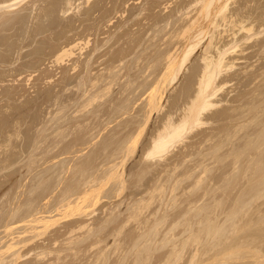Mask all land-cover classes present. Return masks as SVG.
<instances>
[{
  "label": "rangeland",
  "instance_id": "rangeland-1",
  "mask_svg": "<svg viewBox=\"0 0 264 264\" xmlns=\"http://www.w3.org/2000/svg\"><path fill=\"white\" fill-rule=\"evenodd\" d=\"M201 2L0 0V264H264V0H229L217 27ZM199 28L176 80L162 82L169 55ZM212 36L209 55L227 52L217 104L167 153L147 157L169 116L188 114ZM159 80L161 108L151 113ZM97 178L99 187L89 182ZM84 180L96 189L87 185L82 204ZM39 216L46 225L31 227Z\"/></svg>",
  "mask_w": 264,
  "mask_h": 264
},
{
  "label": "bare ground",
  "instance_id": "bare-ground-1",
  "mask_svg": "<svg viewBox=\"0 0 264 264\" xmlns=\"http://www.w3.org/2000/svg\"><path fill=\"white\" fill-rule=\"evenodd\" d=\"M202 2H204V5H203V7H202V10H200L201 11V16H203L204 18H207L209 21V24L210 25H214V26H218L217 25V20H218V18H221V19H223L222 21H224V22H226L227 20H228V16L226 15L227 13V9H228V1L229 0H224L225 2H223L222 1V4H218L213 10H212V8H211V5H212V3H213V0H205V1H203V0H201ZM232 1V0H231ZM201 2V3H202ZM236 2V1H235ZM20 3V2H19ZM196 3V2H195ZM195 3H194V5H195ZM231 3V2H230ZM37 4V3H36ZM198 4V3H197ZM250 5V4H249ZM253 5V4H252ZM202 6V5H201ZM237 6V5H236ZM9 7H11V6H9ZM20 7V6H19ZM192 7V6H191ZM213 7V6H212ZM233 7V6H232ZM192 8H194V7H192ZM12 10V9H11ZM19 10V9H18ZM24 10V9H23ZM186 10V9H185ZM254 11H255V8L253 9ZM257 10V9H256ZM244 11V10H243ZM24 12H26V11H24ZM181 12V11H180ZM187 13H188V11H187ZM192 13V12H191ZM193 14V13H192ZM191 14V15H192ZM6 15V14H5ZM8 15V14H7ZM188 15V14H187ZM198 15V14H197ZM182 16H183V14H182ZM240 16H241V14H240ZM258 16V15H257ZM260 16H261V14H260ZM11 17V16H10ZM9 17V18H10ZM186 17H188V16H186ZM202 17V18H203ZM239 17V16H238ZM195 18V17H194ZM247 18V17H246ZM248 18H250V17H248ZM253 18V17H252ZM257 18V17H256ZM184 19V18H183ZM193 19V18H192ZM189 20V19H188ZM194 20V19H193ZM198 20V19H197ZM236 20V19H235ZM245 20V19H244ZM220 21V20H219ZM246 21H248V20H246ZM246 21H244V22H246ZM4 22V21H3ZM191 22V21H190ZM197 22V21H196ZM196 22H194V23H196ZM236 22V21H235ZM242 22V21H241ZM254 22V21H253ZM252 22V23H253ZM192 23V22H191ZM249 23V22H248ZM248 23H247V25H248ZM226 24V23H225ZM224 24V25H225ZM243 24V23H242ZM254 24V23H253ZM252 24V25H253ZM190 25H192V24H190ZM197 25V24H196ZM227 25V24H226ZM247 25H245L246 27H243V25H242V29L243 30H247L246 32H248V31H250L251 29H253V27L251 28V26H250V28H247ZM249 25H251V24H249ZM249 25H248V27H249ZM262 25V24H261ZM189 26V25H188ZM195 26V25H194ZM254 26V25H253ZM185 27V26H184ZM193 28V26H190V29H192ZM196 27V26H195ZM199 27H201V26H199ZM204 27H206V26H204ZM207 27H209V25L207 26ZM256 27V26H255ZM186 28H187V26H186ZM189 29V28H188ZM201 29H202V27H201ZM200 28H199V30H194L195 32L194 33H192L193 35H191L190 34V38H188L187 39V41H190V43L186 46V48L183 50V52L181 53V54H177V55H169V62L168 61H166V62H168L167 63V66H166V71H164V72H162V73H164L162 76L161 75H159V76H161L162 78V82L164 81L165 82V80L167 79V80H169L170 79V81L171 82H174L175 80H176V78H177V76H178V73L180 72V70L182 69V67L184 66V64L188 61V59H189V56H190V54L196 49V47L202 42V35L204 34V29L203 30H201ZM206 29V28H205ZM213 29V28H212ZM230 29V28H229ZM232 29V28H231ZM227 30V29H226ZM225 30V31H226ZM184 31V30H183ZM187 31V30H186ZM185 31V32H186ZM188 31H190V30H188ZM213 31V30H212ZM216 31V30H215ZM220 31V30H219ZM219 31H217V32H219ZM252 31V30H251ZM250 31V32H251ZM257 31V30H256ZM260 31V30H259ZM221 32V31H220ZM228 32H230V31H228ZM249 32V33H250ZM180 33V32H179ZM189 33V32H188ZM206 33H207V31H206ZM242 33V32H241ZM240 33V34H241ZM253 33H255L254 31H253ZM211 34V33H210ZM219 33H217V35H218ZM248 34V33H247ZM260 34H262V33H260ZM234 35V34H233ZM186 36V35H185ZM227 36V35H226ZM257 36V35H256ZM177 37V36H176ZM206 37V36H205ZM215 37V36H214ZM233 37V36H232ZM262 37V36H261ZM72 38V37H71ZM204 38V37H203ZM210 38V37H209ZM224 38V37H223ZM237 38V37H236ZM247 38V37H246ZM248 39V38H247ZM219 40V39H218ZM258 40V39H257ZM179 41V40H178ZM186 41V42H187ZM234 41V40H233ZM218 42V41H217ZM222 42V41H221ZM235 42H237V41H235ZM207 43V42H206ZM205 43V44H206ZM242 43V42H241ZM214 43H213V36L210 38V41H209V43H208V45H207V47H206V49L204 50V52H205V56H204V62H205V64L203 63V66H204V70H202L203 71V74L201 75V78H200V82H199V85H198V90H197V92L194 94L195 96L193 97V99L191 100V102H190V105H188V106H190V107H188L187 109H189L188 110V114L187 115H185L179 122H173L172 121V119H171V116H169L170 118H169V120H168V122L165 124V125H163V127H162V129H160L159 130V132L157 133V136L154 138V140H152L153 141V145H152V148H150L151 150L149 151V153H148V156L147 157H151V156H161V155H163L164 153H167L168 151H169V149L173 146V145H175V144H177L178 142H180V141H182L184 138H186V135H187V133H188V131H189V129H193L194 127H196V126H199V125H202L203 123H202V121H201V117H202V115L203 114H205L204 112H206V111H208V110H210L211 108H213V107H215V105L217 104H215V102H214V99L216 98V95H217V92H218V88H217V83H216V80H217V77L220 75V73L222 72V70H223V68H224V65H225V56H226V53L227 52H223V51H221L220 50V52H219V56L217 57V58H214L213 56H210L209 54H211L210 53V49H211V47H212V45H213ZM242 46H244V45H242ZM68 47V46H67ZM182 47V46H181ZM170 48V47H169ZM241 48V47H240ZM62 49V48H61ZM68 50V49H67ZM67 50H64V52L63 53H61L62 52V50H61V52H60V56L59 57H61V59H62V57L65 55V52L67 51ZM69 50H71V48H69ZM69 50H68V52H67V54H69V53H71V51L69 52ZM203 50V49H202ZM179 51V50H178ZM244 52V51H243ZM75 53V52H74ZM172 53V52H171ZM177 53V52H176ZM64 54V55H63ZM72 54V53H71ZM175 54V53H174ZM217 54H218V52H217ZM70 55V54H69ZM74 55V54H73ZM166 55V54H165ZM202 57V56H201ZM57 59H59L58 57H56ZM165 59V58H164ZM235 59H237V58H235ZM60 60V59H59ZM165 61V60H164ZM233 61H235V60H233ZM157 63V62H156ZM227 63V62H226ZM156 65V64H155ZM228 65V64H227ZM237 65V64H236ZM160 66V65H159ZM226 66V65H225ZM77 68V67H76ZM159 68V67H158ZM230 68V67H229ZM230 71V70H229ZM161 73V74H162ZM226 74V73H225ZM246 74V73H245ZM249 74V73H248ZM153 76V75H152ZM169 76V79L168 78H166L165 79V77H168ZM221 76V75H220ZM157 77H158V75H157ZM156 77V78H157ZM160 79V78H159ZM165 79V80H164ZM149 80V79H148ZM161 80H159V82H160ZM159 82H157L156 83V86L151 90V92H150V95H149V98H148V106H150L152 109L150 110L149 109V112L151 111V113H152V110L154 111V109L156 110V109H159V107L160 106H158L159 104H160V101L159 100H161V98L162 97H160L161 95H160V93H161V91H159V89L161 88V86H160V84H161V82L159 83ZM167 82V81H166ZM165 82V83H166ZM169 82V81H168ZM227 82V81H226ZM110 83V82H109ZM146 83V82H145ZM164 83V84H165ZM112 84H113V82H112ZM143 85V84H142ZM158 85H159V87H158ZM161 85H163V83L161 84ZM111 87V86H110ZM108 88V87H107ZM223 88V87H222ZM192 89V88H191ZM220 89V88H219ZM221 90V89H220ZM96 95V94H95ZM98 96V95H97ZM163 96V95H162ZM218 96V95H217ZM241 96V95H240ZM242 97V96H241ZM218 98V97H217ZM94 99H96V98H94ZM94 99H92V100H94ZM191 99V98H190ZM91 101V100H90ZM163 102V101H162ZM221 102V101H220ZM188 103V102H187ZM161 105V104H160ZM157 106H158V108H157ZM164 106V105H163ZM161 108V107H160ZM150 113V114H151ZM154 113V112H153ZM152 117V116H151ZM173 117V116H172ZM153 118V117H152ZM168 118V117H167ZM142 119V118H141ZM149 119V118H148ZM148 121V120H147ZM190 127V128H189ZM189 128V129H188ZM242 129V128H241ZM263 132V131H262ZM262 132H260V133H262ZM65 133V132H64ZM18 134V133H17ZM264 134V133H263ZM129 135V134H128ZM260 135V134H259ZM130 136H131V134H130ZM258 136V135H257ZM263 136V135H262ZM259 138V137H258ZM65 140V139H64ZM128 140H130L129 138H128ZM257 140V139H256ZM44 141H46V140H44ZM126 141V140H125ZM113 145V144H112ZM111 145V146H112ZM122 145V144H121ZM125 146V145H124ZM125 148V147H124ZM123 148V149H124ZM124 150H126V148L124 149ZM149 150V149H148ZM244 150V149H243ZM119 152V151H118ZM117 152V153H118ZM128 152V151H127ZM126 152V153H127ZM130 152V151H129ZM113 156H115V155H113ZM125 159V158H124ZM124 162V161H123ZM120 163V162H119ZM255 163V162H254ZM121 164V163H120ZM253 165V164H252ZM115 166H117V167H115V169H114V166L112 167L114 170H116V169H118V167H120L118 164L117 165H115ZM66 168V167H65ZM111 168V169H112ZM208 167H206V169H207ZM75 169V168H74ZM107 169V168H106ZM109 169V168H108ZM205 169V168H204ZM47 170H49V169H47ZM64 170V169H63ZM87 171V170H86ZM102 171V170H101ZM108 171V170H107ZM107 171H105V172H107ZM113 171V170H112ZM112 171H110V169H109V171L107 172L108 174H109V172H112ZM118 171V170H117ZM116 171V172H117ZM122 171V170H121ZM120 170L118 171L119 172V174L118 175H120L121 176V172ZM72 172V171H71ZM105 172L103 173L104 175H105V177H106V175H108L107 173L105 174ZM114 172V171H113ZM121 172V173H120ZM209 172V171H208ZM87 173V172H86ZM115 173V172H114ZM143 173V172H142ZM46 174V173H45ZM91 174V173H90ZM99 174V173H98ZM111 174H113V173H111ZM123 174V173H122ZM203 174V173H202ZM92 175V174H91ZM104 175H101V177H100V182L102 183H104V182H106L105 180H108L109 181V179L106 177H104ZM114 175V174H113ZM112 175V176H113ZM115 175H116V173H115ZM114 175V177H116V178H118V182L116 183L115 181V183L118 185V183H119V181L121 182V180H122V182L121 183H123V179H122V177H118V176H115ZM142 175V174H141ZM93 177H94V175H92ZM110 175H108V177H109ZM91 177V176H90ZM105 178V180L103 181L102 179L103 178ZM111 177V176H110ZM114 177H112V178H114ZM140 177V176H139ZM99 178V177H98ZM98 178L97 179H95V181L93 182L92 180L94 179H92V178H90V179H92V180H87V181H89V182H92V183H94L95 185L96 184H99V185H97L96 187H99L100 186V183H97L99 180H98ZM111 178V181L112 180H114V179H112ZM115 178V179H116ZM89 179V178H88ZM127 179V178H126ZM63 180H64V178H63ZM97 180V181H96ZM124 180H125V178H124ZM85 181V180H84ZM127 181V180H126ZM89 182H87V184H85L86 183V181L85 182H83L84 183V185H85V188H86V190H91L88 186H91L92 185V183H90L91 185H89ZM96 182V183H95ZM200 182V181H199ZM42 183V182H41ZM77 183V182H76ZM83 183H82V185H83ZM121 183H119L120 185H118V186H121L120 188H119V190L120 189H122V184ZM78 184V183H77ZM104 184H107V182L106 183H104ZM79 185V184H78ZM88 185V186H87ZM126 185V184H125ZM88 188H87V187ZM260 186V185H259ZM43 187H45V186H43ZM71 187H73V186H71ZM75 187H77V188H79V189H77V190H75L74 188H72L73 190H74V192L76 191V193H77V191L78 190H80V192L78 191V193H81V194H79V195H84L85 193V198L81 201L82 202V204H84L85 203V201H86V196H88L89 195V193H91L90 191L89 192H86L85 190H84V187H81V189H82V191H85V193L84 192H82L81 191V189H80V187H78V186H76L75 185ZM92 187V189L93 190H91V191H94V188H95V186L93 185V186H91ZM102 188V186L100 187V188H97L98 190H100ZM70 189V188H69ZM96 189V188H95ZM123 189H124V187H123ZM97 190V191H98ZM134 190V189H133ZM123 191V190H122ZM121 191V192H122ZM130 191V190H129ZM71 192V191H70ZM120 192V193H121ZM151 192V191H150ZM46 193V192H45ZM76 193L75 194H73V192L72 193H68V194H70L69 195V197L71 196V194H72V196L71 197H73L74 195V197L72 198V204L73 205H76L77 206V208L79 207H81L82 206V204H77V202H80V199H82V197L81 196H79L78 194H77V197H76ZM84 193V194H83ZM117 193H119V191L117 190ZM148 194H149V192H147ZM67 195V194H66ZM92 195V194H91ZM94 195V194H93ZM92 195V196H93ZM147 195V194H146ZM133 196V195H132ZM67 198H68V196H66ZM65 197V198H66ZM88 197H90V196H88ZM131 197V196H130ZM64 198V197H63ZM78 198V199H77ZM80 198V199H79ZM48 199V198H47ZM74 199H76V201L74 200ZM119 199V198H118ZM132 199V198H131ZM138 199V198H137ZM61 200V199H60ZM123 200H124V198H123ZM134 200V199H133ZM64 201H65V199H64ZM69 201V202H68ZM70 201H71V199H66V202L65 203H70ZM87 201H88V198H87ZM86 201V202H87ZM126 201V200H125ZM136 201V200H135ZM134 201V202H135ZM142 201V200H141ZM76 204H75V203ZM80 202V203H81ZM191 202V201H190ZM58 203H59V201H58ZM61 204L63 203V205L61 206V204H57V205H60L61 206V208L63 207L64 209H65V211L66 210H68V209H66L67 207H66V204L64 203V202H60ZM120 203V202H119ZM124 203V202H123ZM129 203V202H128ZM142 203V202H141ZM195 203V202H194ZM52 204V203H51ZM55 204V203H54ZM53 204V205H54ZM65 204V205H64ZM68 204H67V206H68ZM133 204V203H132ZM191 204V203H190ZM52 205V206H53ZM71 205V204H70ZM68 206V208L70 207V209L71 208H73V207H71V206H73V205H71V206ZM81 205V206H80ZM109 205V204H108ZM116 205V204H115ZM121 205H123V204H121ZM138 205H140L139 203H138ZM143 205V204H142ZM193 205V204H192ZM45 206V205H44ZM51 206V207H52ZM76 206L74 207V208H76ZM130 206V205H129ZM136 206H137V204H136ZM190 206V205H189ZM50 207V208H51ZM117 207V206H116ZM138 207V206H137ZM198 207V206H197ZM60 208V207H59ZM74 208H73V210H74ZM144 208H146V206L144 207ZM19 209V208H18ZM26 209H28V208H26ZM54 209H55V211L57 212V209L55 208V206H54ZM53 209V210H54ZM64 209H61V210H64ZM115 209V208H114ZM113 209V210H114ZM138 209H142V207L140 208H138ZM137 209V210H138ZM165 209V208H164ZM41 210V209H40ZM111 210V209H110ZM143 210H146V209H143ZM50 211V213L52 212L53 213V211H52V209L51 210H49ZM55 211H54V213H55ZM133 211V210H132ZM135 211V210H134ZM159 211V210H158ZM40 212V211H39ZM44 212H46V211H44ZM59 212V211H58ZM107 212V211H106ZM142 212V211H141ZM143 212H145V211H143ZM207 212H209L208 210H207ZM206 212V213H207ZM16 213V212H15ZM41 213V212H40ZM43 213V212H42ZM46 213H48V210H47V212ZM51 213V214H52ZM108 213H111V212H109L108 211ZM133 213V212H132ZM137 211H136V215H137ZM162 213H163V211H162ZM234 214H235V212H233ZM237 213V212H236ZM37 214V213H36ZM39 214V213H38ZM44 214V213H43ZM42 214V215H43ZM116 214V213H115ZM143 214V213H142ZM234 214H233V216H234ZM111 215H112V213H111ZM110 215V216H111ZM133 215H134V217H135V213H133ZM140 215V214H139ZM157 215V214H156ZM213 215V214H212ZM91 216H93V215H91ZM113 216V215H112ZM138 216V215H137ZM136 216V217H137ZM169 216V215H168ZM206 216V215H205ZM209 216V215H208ZM231 216V215H230ZM232 216V218L234 219V217ZM236 216V215H235ZM35 217H36V215H35ZM34 217V218H35ZM42 218L44 217V216H41ZM40 216L37 218V219H32L33 220V223H35V222H37V224H31V227L32 226H36V227H38L37 225H40L39 223H42L43 224V222H40L41 220H42V218H41ZM45 217H47V216H45ZM44 217V218H45ZM116 217V216H115ZM142 217V216H141ZM207 217V216H206ZM211 217V216H210ZM14 218V217H13ZM41 220H40V219ZM43 218V219H44ZM49 218V217H48ZM89 218H90V216H89ZM130 218L132 219V216H130ZM146 218H148V217H146ZM208 218V217H207ZM227 218H229V217H227ZM46 219V218H45ZM44 219V220H45ZM52 219V218H51ZM85 219V218H84ZM91 220H92V217L90 218ZM94 219V218H93ZM116 219V218H115ZM137 219H139V217L137 218ZM230 219V218H229ZM228 219V220H229ZM25 220V219H24ZM40 220V221H39ZM82 220V219H81ZM80 220V221H81ZM135 220V219H134ZM150 219L148 218V221H149ZM164 220H165V218H164ZM167 220V219H166ZM205 220H206V218H205ZM227 220V221H228ZM21 221V220H20ZM23 221V220H22ZM26 221V220H25ZM35 221V222H34ZM46 221V220H45ZM49 221V220H48ZM79 221V222H80ZM86 221V220H85ZM93 221V220H92ZM99 221V220H98ZM104 221V220H103ZM108 221V220H107ZM129 221V220H128ZM142 221V220H141ZM147 221V222H148ZM161 221V220H160ZM163 221V220H162ZM215 221V220H214ZM226 221V222H227ZM230 221V220H229ZM51 222V221H50ZM50 222H48V223H50ZM78 222V221H77ZM83 222V221H82ZM117 222V221H116ZM115 222V223H116ZM127 222V221H126ZM158 222V221H157ZM157 222H155V223H157ZM165 222H167V221H165ZM203 223H204V221H202ZM201 222V223H202ZM31 223V222H30ZM46 223V222H45ZM44 223V224H45ZM47 223V224H48ZM53 223V222H52ZM73 223V222H72ZM76 223V222H75ZM125 223V222H124ZM123 223V224H124ZM141 223H143V222H141ZM154 223V222H153ZM208 223H209V221H208ZM210 223H211V221H210ZM209 223V224H210ZM214 223V222H213ZM41 224V225H42ZM43 224V225H44ZM77 224V223H76ZM85 224H86V222H85ZM104 224V223H103ZM126 224H128V223H126ZM146 224V223H145ZM162 224H164V221H163V223ZM205 224H207V223H205ZM209 224H207V225H209ZM212 224V223H211ZM46 225V224H45ZM72 225V224H71ZM74 225V224H73ZM78 225H79V223H78ZM94 225V224H93ZM140 225H142V224H140ZM149 225V224H148ZM175 225H176V222H175ZM47 226H49V224L47 225ZM47 226H44L45 228H47ZM88 226H90V224L88 225ZM92 226V225H91ZM90 226V227H91ZM102 226V225H101ZM124 226H125V224H124ZM128 226V225H127ZM154 226H155V224H154ZM165 226V225H164ZM177 226V225H176ZM209 226H211V225H209ZM74 227V226H73ZM76 227H77V225H76ZM89 227V228H90ZM95 227V226H94ZM105 227V226H104ZM142 227H143V225H142ZM145 227V226H144ZM158 226H156V228H154L153 227V229H156V230H158V228H157ZM208 227V226H207ZM213 227H214V224H213ZM34 228L35 227H33L32 229L34 230ZM41 228V227H40ZM75 228V227H74ZM93 228V227H92ZM125 228V227H124ZM175 228V226H173V228H172V226L170 227V229L172 230V229H174ZM205 228V227H204ZM218 228H220V227H218ZM29 229V231H30V228H28ZM36 229H38V228H36ZM42 229V228H41ZM71 229V228H70ZM77 229V228H76ZM83 229V227L82 228H80L79 227V231H81V230ZM123 229V228H122ZM161 229H163V228H161ZM217 229V228H216ZM215 228H214V230H215V232L216 233H221V230L223 229H220V232H219V229H217L216 230ZM32 230V231H33ZM43 230V229H42ZM75 230V229H74ZM145 230V229H144ZM156 230H154V231H156ZM167 230V229H166ZM189 230V229H188ZM200 230V229H199ZM199 230H198V234H199ZM209 230H210V228H209ZM212 230V229H211ZM211 230L208 232V233H210L211 232ZM214 230H212V232H214ZM72 231H73V229H72ZM72 231H70L69 232V234L72 232ZM115 231V230H114ZM118 231H120V230H118ZM159 231V230H158ZM168 231V230H167ZM201 231V230H200ZM207 231V230H206ZM218 231V232H217ZM28 232V231H27ZM78 232V231H77ZM82 232V231H81ZM94 232V231H93ZM121 232H123V231H121ZM141 232V231H140ZM152 232V231H151ZM169 232H170V230H169ZM211 232V233H212ZM215 232L214 233H212V236L214 235H216L215 234ZM73 233V232H72ZM91 233V232H90ZM100 233V232H99ZM147 233V232H146ZM155 233V232H154ZM165 233H168V232H165ZM195 233V232H194ZM197 233V232H196ZM210 233V234H211ZM21 234V233H20ZM68 234V235H69ZM88 234H89V231H88ZM122 234V233H121ZM171 234V233H170ZM173 234V233H172ZM209 234V235H210ZM36 235V234H35ZM106 235V234H105ZM146 235V234H145ZM150 235V234H149ZM148 235V236H149ZM167 235V234H166ZM193 235V234H192ZM42 236V235H41ZM71 236V235H70ZM117 236V235H116ZM115 236V237H116ZM154 236V235H153ZM157 236V235H156ZM168 236V235H167ZM166 236V238H168ZM39 237V236H38ZM79 237V236H78ZM118 237V236H117ZM155 237V236H154ZM179 237V236H178ZM76 238V237H75ZM144 238H146V237H143V240H145ZM153 238V237H152ZM164 238V237H163ZM175 238V237H174ZM198 235L196 236V239L195 240H198ZM36 239V238H35ZM126 239V238H125ZM138 239V238H137ZM136 239V240H137ZM148 239H149V237H148ZM157 239V238H156ZM171 239H172V237H171ZM170 239V240H171ZM72 240V239H71ZM71 240H70V242H71ZM147 240V239H146ZM168 240V239H167ZM169 240V241H170ZM15 241V240H14ZM24 241V240H23ZM27 241V240H26ZM58 241V240H57ZM56 241V242H57ZM76 241V240H75ZM103 241H105V239L103 240ZM123 241V240H122ZM130 241V240H129ZM151 241V240H150ZM162 241V240H161ZM161 241H159V242H161ZM166 241V240H165ZM184 241H185V239H184ZM186 241H188V240H186ZM199 241V240H198ZM56 242H55V244H56ZM164 242V241H163ZM167 242V241H166ZM175 242H177V241H175ZM23 243V242H22ZM103 243V242H102ZM152 243V242H151ZM188 243V242H187ZM35 244V243H34ZM82 244V243H81ZM115 244V243H114ZM118 244V243H117ZM144 244H146L145 242H144ZM143 244V245H144ZM157 244H158V242H157ZM161 244H163V243H161ZM93 245V244H92ZM97 245V244H96ZM98 245H100V243L98 244ZM136 245V244H135ZM95 246V245H94ZM114 246V245H113ZM132 246H134V244L132 245ZM137 246V245H136ZM147 246V245H146ZM145 246V247H146ZM156 246V245H155ZM184 246V245H183ZM26 247V246H25ZM107 247V246H106ZM117 247V246H116ZM140 247V246H139ZM148 247H151V245H149ZM163 247H164V244H163ZM163 247H161V248H163ZM182 247V246H181ZM187 247V246H186ZM135 248V247H134ZM142 248V247H141ZM185 248V247H184ZM102 249V248H101ZM106 249V248H105ZM142 249H144V248H142ZM148 249V248H147ZM146 250V249H145ZM144 250V251H145ZM149 250H150V248H149ZM20 251H21V249H20ZM42 251V250H41ZM48 251H49V249H48ZM105 251V250H104ZM133 251V250H132ZM154 251V250H153ZM17 252V251H16ZM54 252V251H53ZM136 253H137V255H138V252L137 251H135ZM147 252V251H146ZM184 252V251H183ZM42 253V252H41ZM40 253V254H41ZM48 253V252H47ZM58 253V252H57ZM140 253V252H139ZM173 253V252H172ZM172 253H170L171 255H172ZM39 254V255H40ZM49 254V253H48ZM52 254V253H51ZM169 254V253H168ZM183 254V253H182ZM181 254V255H182ZM13 255H15V254H13ZM18 255V254H17ZM14 256V257H20L19 255H20V253H19V255L18 256ZM24 255V254H23ZM102 255H103V251H102ZM135 255V254H134ZM175 255V254H174ZM147 257H149V256H147ZM173 257V256H172ZM22 258V257H21ZM141 258H142V256H141ZM175 258V257H174ZM180 258V257H179ZM13 259V258H12ZM11 259V260H12ZM16 260H17V258H15ZM15 259H13V260H15ZM23 259V258H22ZM102 259V258H101ZM176 259V258H175ZM1 260V259H0ZM135 260H137V258H135ZM139 260V259H138ZM143 260V259H142ZM168 260V259H167ZM6 261V260H5ZM4 261V262H5ZM14 262V261H13ZM18 262V261H17ZM96 262V261H95ZM141 263L142 262H144V261H140ZM165 262H167V261H165L164 260V263ZM3 263V262H2ZM135 263V262H134ZM11 264V263H10ZM137 264V263H136Z\"/></svg>",
  "mask_w": 264,
  "mask_h": 264
}]
</instances>
